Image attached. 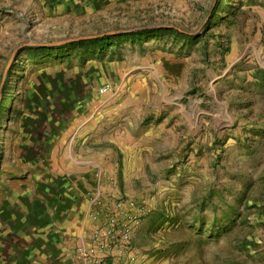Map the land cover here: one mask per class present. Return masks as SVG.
I'll return each mask as SVG.
<instances>
[{"label": "rangeland", "instance_id": "374dc122", "mask_svg": "<svg viewBox=\"0 0 264 264\" xmlns=\"http://www.w3.org/2000/svg\"><path fill=\"white\" fill-rule=\"evenodd\" d=\"M148 252L264 264V0L0 1V264Z\"/></svg>", "mask_w": 264, "mask_h": 264}, {"label": "crops", "instance_id": "0c3cea01", "mask_svg": "<svg viewBox=\"0 0 264 264\" xmlns=\"http://www.w3.org/2000/svg\"><path fill=\"white\" fill-rule=\"evenodd\" d=\"M0 1H5V0H0ZM106 141L112 145V149H111V152L113 153L112 156H114L116 151L123 153V149L121 146H124L126 143H124L122 140L118 139V141H119V142L117 141L118 143L116 142L115 139H107ZM132 145H133V148L136 149V151L139 149L137 142L132 141ZM139 151H141V149H139ZM95 163H96V165H94V166H96L98 168L102 167L105 169V171L107 170V168H108L107 166L109 164V162L106 163L107 165H105L104 163H101V162H95ZM87 165H90V163H87ZM85 166H86V164L83 163L79 167V169L81 171L89 170V169H86L87 167H85ZM143 166L148 167V166H150V164H149V162H146L145 165H140L139 168H142ZM111 167H112V164H111ZM145 167H143V168H145ZM75 228H77V234L80 237V240H84L83 238L88 237V232L91 231L92 225L90 224V221L87 219V217L83 216L82 219L79 218V221L76 222ZM139 258H135V261L133 263H130V264H151L149 262H152V261L154 262V258H151V256L149 255V252H148V254L145 255V259H144L145 263L144 262L139 263V260H138ZM146 261H147V263H146Z\"/></svg>", "mask_w": 264, "mask_h": 264}, {"label": "trees", "instance_id": "16d2710c", "mask_svg": "<svg viewBox=\"0 0 264 264\" xmlns=\"http://www.w3.org/2000/svg\"><path fill=\"white\" fill-rule=\"evenodd\" d=\"M159 30L160 29L156 30L155 32H157ZM146 33H147V31H144V32H140V33H130V34H126L124 36L136 37V36L144 35ZM122 36L121 35H119V36L107 35V36H102V37H98L95 39L79 40V41H75L73 43L67 44L62 49L68 48L70 46L85 47L88 49L95 47L98 50H100V52L103 53L106 50H109L114 44H117L118 43L117 40L120 39ZM90 44H93V45L91 46ZM50 50L56 51V50H61V48L59 49V48L53 47Z\"/></svg>", "mask_w": 264, "mask_h": 264}, {"label": "built area", "instance_id": "2783aa9c", "mask_svg": "<svg viewBox=\"0 0 264 264\" xmlns=\"http://www.w3.org/2000/svg\"><path fill=\"white\" fill-rule=\"evenodd\" d=\"M111 91V85L110 84H104L98 89V94L101 96L107 95L108 92ZM138 218L134 217L130 220L129 223L126 225H122L123 229L120 232L119 236L122 237L121 240L126 241V239H129L131 232H132V227L138 224ZM135 261L134 258L127 259L124 263L120 264H130ZM90 264H100V262H90Z\"/></svg>", "mask_w": 264, "mask_h": 264}, {"label": "water", "instance_id": "95a60500", "mask_svg": "<svg viewBox=\"0 0 264 264\" xmlns=\"http://www.w3.org/2000/svg\"><path fill=\"white\" fill-rule=\"evenodd\" d=\"M117 32L111 33V34H107V35H117ZM107 35H103V36H107ZM102 37V36H100ZM92 37H85V38H81V39H77V40H72V41H78V40H85V39H91ZM93 38H98V37H93ZM71 41V42H72Z\"/></svg>", "mask_w": 264, "mask_h": 264}]
</instances>
